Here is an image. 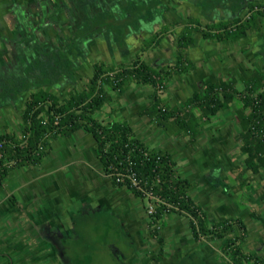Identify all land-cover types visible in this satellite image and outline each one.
Returning a JSON list of instances; mask_svg holds the SVG:
<instances>
[{
  "label": "crops",
  "instance_id": "1",
  "mask_svg": "<svg viewBox=\"0 0 264 264\" xmlns=\"http://www.w3.org/2000/svg\"><path fill=\"white\" fill-rule=\"evenodd\" d=\"M182 1L175 5L165 1L164 7L169 11L163 18L164 25L157 26L158 30L150 34L137 31L139 20L130 27L134 33L122 31L125 22L116 20L115 13L104 17L109 22L101 19L94 22L95 35L87 42L81 40L87 51H83L82 42L79 50L67 55L72 73L79 81L72 87V81L65 80L63 91L51 89V92L62 100L61 92L65 95L73 89L82 91V84H89L94 65L99 62L120 68L141 58L156 68L174 67L181 54L178 42L186 28L193 29L194 38L193 44L183 52L190 70L176 72L169 82L163 97L169 107L183 108L194 93L204 91L210 84L224 81L242 90L244 79L259 73L264 75L260 55L264 46V19L259 23V31H250L243 39L216 42L202 35V28L210 24L208 16ZM1 3L0 88L6 80L22 77L28 59L38 51L27 43L22 33L15 31V21L7 10L10 1L7 4L1 0ZM165 27L168 31L149 43L157 36L155 32ZM87 35L86 31L81 37ZM106 91L111 99L97 118L106 125L127 122L137 138L151 149L170 154L179 176L192 184L191 199L210 221L240 219L247 227V252L264 258V226L253 217L255 213L264 218V168L257 174L245 170L247 159L241 154L239 139L242 128L236 116L241 103L236 100L230 109L210 119L194 111L197 123L193 124L196 134H192L172 119L158 123L146 112L152 105L154 89L151 86L131 83L123 93L113 91L110 86ZM11 101V98L7 100L10 110L15 108ZM52 147L43 164L31 169L35 171L33 178L16 176L13 196L18 206L2 208L0 205V264H10L9 258L18 264H62L55 249L57 244L78 245L79 232L86 233L90 228L99 230L104 222L109 223L111 216L118 217L121 230L136 248L133 255L125 258L127 264H179L193 254L202 258L204 264H230L221 241H196L188 219L183 216L164 217L158 227L163 244L152 238L147 208H141L138 201L142 200L128 188L113 185L98 159L97 143L92 135L79 131L71 138L57 139ZM210 174L221 180L219 187L208 181ZM242 175L247 181L243 190L239 180ZM44 225L51 229L50 237L45 238L39 232ZM152 242L160 247H152ZM162 247L164 253L160 254Z\"/></svg>",
  "mask_w": 264,
  "mask_h": 264
},
{
  "label": "trees",
  "instance_id": "2",
  "mask_svg": "<svg viewBox=\"0 0 264 264\" xmlns=\"http://www.w3.org/2000/svg\"><path fill=\"white\" fill-rule=\"evenodd\" d=\"M222 1L207 0L203 5L205 14L211 18L213 13L223 7ZM226 1L228 6L225 9L232 15L246 6V0ZM148 3L143 8L131 5L129 9L132 13L131 20L125 23L124 28H121L122 31L131 32V25L140 19L146 18V21L154 19V12L159 10L160 5L157 0ZM258 8L254 11L255 8L250 6L248 13L251 14L245 20L237 18L217 24L211 22L207 30L202 31L203 37L221 42L243 39L248 32L259 31V23L264 19V0H259ZM100 19L106 21L104 15L98 18ZM191 22L199 24L195 20ZM192 30L186 28L178 42L181 54L174 67L156 68L146 64L141 58L120 68L108 67L99 62L94 65V73L88 86L82 91L73 89L62 100L51 92V89H59L66 78L74 82L76 80L68 54L59 50L46 52L41 47H37L39 49L32 58L28 59V67L22 77L6 80L0 88V109L10 104L7 102L9 98L12 99L13 107L17 108L22 102L18 108H23L21 132L6 127L0 133V188L7 181L12 170H31L41 166L52 153V143L57 139L71 138L75 133L85 131L96 141L98 159L115 187H126L136 198L146 201V196L137 189H132L128 180L125 183L117 182L118 174L132 171L139 179H144L147 187L149 189L152 187V191L162 199L155 213L149 215L152 238L163 244L164 240L160 237L158 227L163 223L166 215H179L188 219L191 233L196 241L203 239L221 241L223 253L228 257L230 264H264V258L247 252L245 247L248 237L247 227L240 219L211 222L203 209L191 199L189 192L192 184L179 176L177 164L170 154L151 149L137 138L127 122H112L106 125L97 118V114L111 99L106 91L107 87L110 86L113 91L123 93L131 83L149 85L154 89L152 105L146 112L154 116L158 123L172 119L181 129L192 134H196L193 124L197 123L194 111L201 112L210 119L230 109L237 100L241 103L236 116L242 128L239 139L241 154L247 159L245 170L257 174L264 168L263 74H255L249 79H244L242 90L224 81L210 84L204 91L194 93L183 108L169 107L163 101L169 82L176 72L190 70L183 52L194 42ZM159 37L160 33L149 43L159 40ZM25 40L31 41L27 38ZM260 55L264 61V46ZM239 180L240 189L243 190L247 186V181L243 179V175ZM208 181L215 187L221 184V180L212 174L208 176ZM10 201L14 206H18L14 196H11ZM253 217L264 226L262 216L254 213ZM39 232L45 238L52 234L51 229L49 231L46 225L41 226ZM57 245L55 249L64 255V264H70L64 245L61 243ZM131 247L128 256L136 252L133 244ZM163 253L162 247L160 254ZM195 256L193 254L183 258L179 264H204L202 258L198 260ZM9 260L10 264H13L11 258Z\"/></svg>",
  "mask_w": 264,
  "mask_h": 264
},
{
  "label": "flooded vegetation",
  "instance_id": "3",
  "mask_svg": "<svg viewBox=\"0 0 264 264\" xmlns=\"http://www.w3.org/2000/svg\"><path fill=\"white\" fill-rule=\"evenodd\" d=\"M151 0H10L9 7L7 8L9 15L12 16V20L15 21V31L18 34L22 33L24 38L31 39L27 43H31V47H41L46 52H54L56 50L62 51L69 54L73 50H79V46L82 47L83 51H87L84 41H89L94 33V22L102 15L104 17L109 14H117L116 20L123 21L125 23L131 20V5H137V8H143L146 3ZM160 7L157 12H154V19L146 18L140 19V26L137 29L140 33H152L153 30H158L157 26H163V18L168 13V8L165 6V1H168L172 5L183 2L182 0H157ZM188 2L192 7L199 8L204 16L206 10L203 7L207 0H184ZM227 1L223 0V7L218 9V12L212 14L209 18V23H220L233 21L234 19L240 18L245 20L251 14L248 13L250 6H253L257 11L259 8V0H246V6L241 9L235 15H229L226 13L225 7ZM149 4V3H148ZM102 11L107 12L101 14ZM229 12V11H228ZM223 15V19L221 20ZM227 20H226V19ZM230 18V19H229ZM12 21V22H13ZM109 22V19L107 20ZM122 24V23H121ZM207 30L202 28V31ZM87 31V36L81 37V34ZM168 28H160L159 32L155 34L166 33ZM135 31L131 28L130 33ZM83 38V39H82ZM84 40V41H81ZM79 45V46H78ZM39 49V48H37ZM35 50V49H33ZM36 53V52H35ZM65 80L71 81L68 78ZM64 80V81H65ZM59 86L57 91H63V84ZM79 80L76 78L75 82L72 81V87ZM78 85V84H77ZM54 89V88H53ZM63 98L67 95L62 94ZM22 103V102H21ZM19 103V106L21 105ZM17 107V108H18Z\"/></svg>",
  "mask_w": 264,
  "mask_h": 264
},
{
  "label": "rangeland",
  "instance_id": "4",
  "mask_svg": "<svg viewBox=\"0 0 264 264\" xmlns=\"http://www.w3.org/2000/svg\"><path fill=\"white\" fill-rule=\"evenodd\" d=\"M2 1H4L5 3L8 2L7 4H9L10 0H2ZM0 4H2L1 0H0ZM82 85L83 87H81V90L88 86V84H82ZM61 97L63 98L62 95ZM22 111L23 108H13L11 110L8 107H5L4 109L1 108L0 131L5 130V127H7L9 130L20 133L22 129V125H21ZM32 172L35 171L25 170V169H14L10 172L7 181L0 188V205L2 206V208L5 205L7 207L14 206L9 200V198H11V196H13V193H15V188H16L15 184H17L15 183L16 176L18 178L20 177L25 178L26 176L33 178L35 174ZM138 202H140L139 204L142 209L148 207L147 200L138 201ZM67 206L65 208H68ZM118 221H119L118 217L111 216L109 219V223L107 224L106 222H104V225H102L101 229L96 230L94 228L93 229L90 228V231L86 230V233L79 232L80 237L77 239L78 245L69 242V244L65 247V252L67 254V258L69 259L70 264H127L125 258L131 252L132 249L131 245L133 243L132 241H130L129 237L127 236V233L120 229L121 224L119 223L120 221L119 222ZM90 225L94 226L96 224H90ZM156 243L157 242H152V247H156L157 245L158 247H160V245ZM58 256L60 258L59 260L62 262V264H64L63 262L64 255L61 252L60 253L58 252ZM195 258L199 260L200 257L196 255ZM13 264H18V263L14 262Z\"/></svg>",
  "mask_w": 264,
  "mask_h": 264
},
{
  "label": "built area",
  "instance_id": "5",
  "mask_svg": "<svg viewBox=\"0 0 264 264\" xmlns=\"http://www.w3.org/2000/svg\"><path fill=\"white\" fill-rule=\"evenodd\" d=\"M145 155L147 156V154ZM130 164L132 163L130 162ZM126 180L130 182L132 189H137L146 196L148 202V215L154 214L157 205L162 202V199L152 191V187L149 189V187H147V182L144 179H139L136 173L129 171L126 174L117 175L118 183H125Z\"/></svg>",
  "mask_w": 264,
  "mask_h": 264
}]
</instances>
